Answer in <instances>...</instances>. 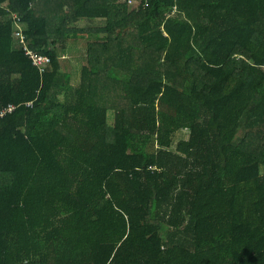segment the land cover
<instances>
[{"label": "trees", "instance_id": "1", "mask_svg": "<svg viewBox=\"0 0 264 264\" xmlns=\"http://www.w3.org/2000/svg\"><path fill=\"white\" fill-rule=\"evenodd\" d=\"M128 9L0 0V264H264V0Z\"/></svg>", "mask_w": 264, "mask_h": 264}, {"label": "crops", "instance_id": "2", "mask_svg": "<svg viewBox=\"0 0 264 264\" xmlns=\"http://www.w3.org/2000/svg\"><path fill=\"white\" fill-rule=\"evenodd\" d=\"M127 14H128L127 19H130L133 15L132 9L129 8L127 10ZM75 27L77 29L90 28L95 33V29L104 28L105 23L102 21H95L92 23L83 21L78 23ZM79 40L84 41L85 45L81 46L80 45L81 41ZM89 41L90 39L88 38V34L86 36L79 35L76 39H74V36H72L68 41V45L65 53L62 54L61 56L62 73L70 75L75 85H78L81 79V70L85 63L84 58L86 57V50ZM111 45H113L112 41H111Z\"/></svg>", "mask_w": 264, "mask_h": 264}, {"label": "built area", "instance_id": "3", "mask_svg": "<svg viewBox=\"0 0 264 264\" xmlns=\"http://www.w3.org/2000/svg\"><path fill=\"white\" fill-rule=\"evenodd\" d=\"M151 1L152 0H126V5L129 8L147 10L150 8ZM13 21L14 38L18 40L19 43L22 45L25 54L31 60L33 66L39 71L40 75H45V73L49 70L50 67V59L46 57V55L36 53L28 47L29 42L23 25L19 22V19L16 16H13ZM28 106H32V104H28ZM14 111L15 108L8 107L7 109L1 112L0 119H3L8 114H12Z\"/></svg>", "mask_w": 264, "mask_h": 264}, {"label": "rangeland", "instance_id": "4", "mask_svg": "<svg viewBox=\"0 0 264 264\" xmlns=\"http://www.w3.org/2000/svg\"><path fill=\"white\" fill-rule=\"evenodd\" d=\"M79 41H81V42H80V45H81V46H84V45H85V42H84V41H82V40H79ZM112 125H113V116H109V117H108V123H107V131H106V133H107V138H108V139H111V138H112ZM186 133H187V131H183V132L178 133V134H180L181 136H183V135H185Z\"/></svg>", "mask_w": 264, "mask_h": 264}]
</instances>
